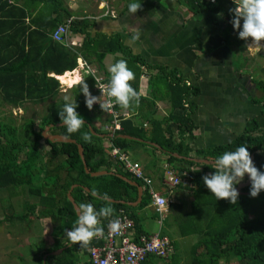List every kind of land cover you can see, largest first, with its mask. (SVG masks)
<instances>
[{"label":"trees","instance_id":"trees-1","mask_svg":"<svg viewBox=\"0 0 264 264\" xmlns=\"http://www.w3.org/2000/svg\"><path fill=\"white\" fill-rule=\"evenodd\" d=\"M10 1L17 3L20 0H0L2 10L20 11L23 19L20 17L19 20L23 24L22 21L27 17L25 9L10 6ZM29 1L32 10L38 9L41 3L56 4V0ZM188 4L193 12L203 11L207 8H223L226 4L234 8L231 3L221 1L216 5H210L197 0H189ZM54 12L57 15L54 19L47 21V27H40L34 31L29 25L23 26L18 35V39L25 45H31L36 40L40 43L41 49L37 55L33 57L31 56L32 52L29 51L30 54L25 61V63L30 62L32 65L36 64V69L32 67L31 73L26 74L23 70L14 67L16 65L15 60L11 62L7 60L5 64L4 62L0 63V104L2 106L19 107L26 103L40 104L55 98L61 90V84L57 79L49 78L47 76L48 71L63 76L66 72H72L77 67L78 52H74L52 39L54 30L63 24L59 19L61 12L58 9ZM0 17L3 15L0 14ZM93 24L94 22L90 20L72 21L70 24L73 31L86 34L88 39L86 45H94L88 50L104 49L105 53H115V50L122 47L117 38L110 41L104 37H99L98 40L90 39L87 32ZM0 37H2L1 34ZM16 39L14 37L13 41ZM9 41L12 40L9 39ZM97 59L100 63L99 67H101L103 55L98 56ZM137 60L138 58L133 57L130 59L131 65L128 66L133 69V72L135 70L133 65L135 66ZM37 72H40V75ZM159 73L169 79L166 90L168 91L171 110L167 118V126L164 127L161 122L149 119L151 131L144 128H136V131L138 138L155 142L167 151L169 153L168 163L178 167V173L182 177H185L184 174L186 173L187 178L184 179H187L192 185L190 188L192 201L189 211L185 212V207L182 204L169 206L170 217L177 224L179 236L182 238L198 237L197 242L190 247L188 264H231L232 262L236 264H264V211L262 213L255 203L253 204L255 206H252L253 197L249 191L251 185L242 189V194L238 196L235 204L223 198L216 200V197L210 193L202 180L204 175L214 172L212 168L214 166L179 160L173 156L177 153L190 157L194 152L190 145L196 139L194 135L196 124L193 116L196 113L197 104L190 102V100L199 96L201 89L188 85L175 72L166 73L163 69H159ZM20 77L22 78L21 82L18 80ZM86 81H91L94 86L96 85L94 78L90 75ZM158 81H161L160 78ZM157 82L150 84L154 90V96L156 88L162 84H157ZM79 87L80 85H77L72 88L74 94L72 102L76 101V111L82 116L85 124L77 132L67 133L64 126H57L62 124L58 112L62 109L64 100L53 104L50 111L41 118L39 124L34 120H27L23 126H16L13 119L7 123L6 119L0 118V192L9 191L10 202L13 198L23 195H27L30 199L23 200L21 215H16L13 205H9V209L4 210L5 217L0 220V223L21 224L32 215L50 220L53 226L52 233L55 238V245L36 255L38 264H44L43 257L46 254H49L47 264H79L80 259L77 253L81 248L89 249L101 244L95 236L87 245L80 247L79 243L72 244L65 234L67 229L74 226L77 218L73 204L68 199V194L75 185L76 187L71 194L77 205L92 203L94 208L99 210L107 203L102 199L104 193H108L110 199L115 201L111 202L110 205L114 209V213L109 217L101 216L98 218V226L103 228V236L106 235L109 221L116 219L122 210L134 220L138 234L144 233L143 221L138 216L137 210H141L149 204L147 192H145V196L138 207L134 208L128 205V203L137 201L138 188L117 175H123L141 186L143 183L129 174L124 169L123 164L112 156L114 148L121 149L123 152L131 149L133 143L122 137L129 134V131L125 127L123 129V126L122 130L115 132L111 130L102 132L96 129L93 126L94 118L107 117L110 126L112 125V118L100 106L91 110L88 109L83 93L79 92ZM258 87L264 89V84H260ZM135 90L138 93V85H136ZM155 99L152 101L148 98H141L140 102L151 103L154 107ZM255 102L260 103L259 100H255ZM117 110L120 111L118 106ZM148 118L150 117L148 116ZM171 124L178 126L177 137L179 142L171 131ZM51 125L54 126L50 131L52 135L65 136L75 140L76 144L46 140L43 137V131ZM121 125L132 127V122H124V118H122ZM91 127L97 134L94 135L91 132ZM85 132L89 134L90 140L83 138ZM106 140L110 142L108 149L104 147ZM241 143L247 145L255 166L260 171H264V111L249 121L245 130L236 139L227 144L199 150L196 158L214 160L225 151L235 150ZM79 144L84 148L85 161L91 173L107 171L114 173V175L93 177L91 174H87L79 154ZM246 182L247 176L245 175L244 180L236 187ZM85 188L90 189V192H86ZM94 189L98 193L97 197L92 196ZM121 202H125V204ZM261 207L264 208V206ZM9 210L10 212H8ZM69 245L71 246L66 248ZM173 245L176 252L169 260L171 264H180L181 256L178 244L173 241ZM63 248L66 249L62 254L50 255ZM166 261L168 260L151 257L144 264H158V262L166 264ZM22 264L27 263L22 262Z\"/></svg>","mask_w":264,"mask_h":264},{"label":"crops","instance_id":"crops-1","mask_svg":"<svg viewBox=\"0 0 264 264\" xmlns=\"http://www.w3.org/2000/svg\"><path fill=\"white\" fill-rule=\"evenodd\" d=\"M131 2L141 4V7L134 14L130 13L128 9V5ZM188 2L189 0H127L126 2L124 0H112L110 2L111 7L116 16L102 17L101 15L103 12L99 9L98 4L90 0H56V4L51 2L46 4L41 3L39 8L34 10H32L33 8L29 0H20L17 3H15V1H10V6H14L18 9H25L27 17L22 21L23 24L19 20L20 17L23 19L20 11L11 9L2 10V5L0 4V14L3 15V17H0V34L2 36L0 37V63L4 62L5 64L7 60L10 62L15 60L16 65L14 67L23 70L26 74L31 73L32 67L35 69L37 68L36 64L32 65L30 62L25 63L26 57L30 54L29 51L32 52L31 56L35 57L37 52L41 49V45L36 42L37 40L31 45H25L18 39V35L22 31L23 26L29 25L34 31L38 30L40 27H47V21L55 18L57 13H55L54 10L57 9L61 12L59 18L61 23L63 22L64 24L70 20L73 22L90 20L94 22L87 32L90 39L98 40L99 37H104L106 40L110 41L113 38H117L122 45L120 49L114 51L115 53H105L104 49L88 50L94 47V45H86L88 40L86 34L73 31L70 27V45L66 47L79 54L77 67L74 70L77 68V70H79L80 62L84 61L94 68L98 75L106 78L108 81V68L111 64L119 59H124L127 61L128 65H131L130 59H132V57L138 58L135 66L133 65L135 69V78L129 81L134 89L136 85H138V103L133 100L128 107L117 104L120 108L118 112L120 113V117L123 116L124 122H132V127H130V125L124 126L120 124L121 130L123 126V129L125 127V129L129 131V134L122 136L123 139L133 143L131 149L127 150V152L124 151V153L128 155L132 162L139 163L145 177L152 181L150 186L140 180L143 183V186H140L144 189L142 199L145 196V192L151 197L149 198L147 196V199L150 200L148 205L141 210H137L138 216L142 221L143 217H147L146 220L156 222L160 227L157 233L169 238L172 244L174 240L170 235L166 234L162 228L166 220L170 218V207L161 222L160 215L153 205L151 191L164 196L169 206L173 204L176 206L182 204L185 207L184 211L187 212L190 210L192 201V195L190 193L192 185L187 179H184L187 178L186 173L184 174L185 177H182L178 173V167L176 168L168 163L169 153L167 151L155 142L138 138L136 131V128H144L151 131L152 127L149 119L161 122L164 127L167 126V118L171 110L168 91L166 90L169 79L165 75H161L159 69H163L166 73L175 72L176 75L181 77L188 85L201 89V94L190 100V102L197 104V110L193 116L196 124V129L194 131L196 139L190 145L194 152L190 157L175 153L173 156L179 160L199 163L195 160L204 159L200 157L196 158L197 151L227 144L236 139L245 130L247 123L250 121L240 117L237 107L244 109L247 104H261L263 101L256 97L252 98L248 92L251 91L257 95L264 90L262 87H258V85L264 84V55H259V58H254L257 55L254 53L260 51L255 49V46H248L252 38H248V40L245 41L238 37V31L233 28L231 23L233 13L230 12V9L232 8L226 4L223 8H207L203 11L193 12ZM221 2L230 4V2ZM58 4L61 7L60 9L58 8ZM231 5L235 7L234 4L231 3ZM137 32H139V38L137 40H132V36ZM14 37L17 38L15 41H13ZM9 39L12 41H9ZM84 42L85 45H83ZM261 44H264L263 40ZM262 49L261 52L264 51V48ZM100 54L103 55L101 67H99L100 63L97 59L98 56H102ZM235 65H240L238 71ZM128 67L131 68L130 66ZM71 73L72 72L69 71L66 72L62 76L66 79L65 83H61L58 80L60 76L53 71H48L47 76L57 79L61 84V90L55 98L44 103H26L19 107L9 105L2 106L0 104V114L15 115L19 113V115H24L37 112L41 109H45V112L48 113L51 106L64 100L65 96H68L69 99L73 101L74 94L72 88L79 85L83 80L88 84L90 92L100 97V102L103 103V97L98 93L96 85L94 86L91 81H86L89 75H85L80 71L79 78L74 80L69 78ZM37 74L40 75V72H37ZM75 76L78 77V74L76 73ZM68 78L69 80L67 81ZM159 78L161 81H158ZM18 80L21 82L22 78L20 77ZM151 82H157V84L162 83L156 88L155 96L154 90L150 86ZM222 82L230 86L229 89L225 90V93L233 94L234 92L233 98L237 99L236 103H211L214 102V99H221L219 95L215 93V91L219 90V86H214L212 92H210L206 84H221ZM210 93L212 97H209ZM141 98H148L152 101L156 98L155 106L153 107L151 103H141ZM233 98L232 101H234ZM255 100H259L260 103L255 102ZM98 106L100 105L97 102L93 105V108ZM148 116L150 118H148ZM171 125V131L174 133L177 142H179L177 137L178 126L175 124ZM93 126L102 132L105 130L108 131L111 128L109 121H107V117L94 118ZM91 128L93 129V127ZM50 131L49 134H51ZM224 133L229 135L230 139L226 143L216 144L215 142L218 137L222 136ZM206 141L214 143H205ZM104 147L106 149L110 147V142L108 140L104 143ZM170 171H173V174L182 180L179 185L170 187L166 184ZM109 174L114 175V173ZM131 175L133 176V174ZM141 201H139L138 191L137 201L128 203V205L136 208ZM111 202L115 201L112 200ZM121 203L125 204V202ZM14 207L15 206H13V208ZM14 210L16 215L22 214V208L19 209V212L15 208ZM124 215L130 218L123 210L120 211L117 218ZM35 217L37 216L32 215L27 217L20 226L25 225L29 229L31 219ZM36 219L39 220V223L50 226V237L53 242L49 248H52L55 245V238L52 233L53 226L50 220L40 217ZM130 219L134 223L130 231L132 239L137 240L143 235L151 236L157 234L146 231L145 229L143 230V234H138L134 220L132 218ZM107 231L105 234H107ZM32 236L39 238L40 235L37 232H33ZM99 236H102V238H99ZM104 236L100 234L96 239L102 243ZM39 241L40 240L35 241V244L42 243ZM28 246H31V244H28ZM33 247L34 246H32V249ZM44 248L45 246L37 252L35 251L32 256L30 255L31 257L29 256L31 250L21 254L22 256L18 255L14 262L16 264H22V262L38 264L36 255L41 254ZM66 248L60 249L61 251H56L58 253L55 256L62 254ZM89 249L81 248L78 251L77 255L80 259L79 264H90ZM4 252L5 251H0V261L3 260L0 264H5L8 261L10 262L9 258L11 252ZM50 255H52V253ZM48 256L49 254H46L43 257L44 264H47ZM158 264L162 263L158 262ZM166 264H171V262L166 261Z\"/></svg>","mask_w":264,"mask_h":264},{"label":"clouds","instance_id":"clouds-1","mask_svg":"<svg viewBox=\"0 0 264 264\" xmlns=\"http://www.w3.org/2000/svg\"><path fill=\"white\" fill-rule=\"evenodd\" d=\"M235 3V2H234ZM141 7V4L131 2L128 5L129 12L134 14ZM233 13L231 23L233 28L238 31V37L247 41L251 39L248 46H255L258 51L264 48L261 41L264 40V0H239L235 7L230 9ZM139 38V32L132 36V40ZM109 80L106 87L109 99L103 103L100 97L93 95L88 84L83 80L79 83V92L85 97V104L88 109H92L95 103H99L103 111L112 107L113 102L123 107H128L135 100L138 103V94L129 81L135 78V74L124 59H119L108 68ZM102 94L105 91V85L98 87ZM114 98V101L113 99ZM65 103L58 112L63 126L67 133L77 132L85 123L80 114L76 111L77 103L72 102L68 96L64 97ZM85 140H90L87 132L83 134ZM213 163L214 172L202 177L204 185L212 195L218 199H227L235 204L238 200V185L247 174L251 186L250 195L256 197L261 191H264V171H260L254 164L248 147L245 143L238 145L235 150L225 151L218 155ZM98 193L92 190V196L97 197ZM158 198V197H157ZM102 199L107 203L99 210L94 208L92 203H80L77 206V218L74 226L65 231L67 238L74 243H79L80 247L87 245L95 236L103 233V228L98 226V218L109 217L114 213L110 206L111 200L108 193H104ZM108 229L110 233H118L121 229L119 218L109 221Z\"/></svg>","mask_w":264,"mask_h":264},{"label":"built area","instance_id":"built-area-1","mask_svg":"<svg viewBox=\"0 0 264 264\" xmlns=\"http://www.w3.org/2000/svg\"><path fill=\"white\" fill-rule=\"evenodd\" d=\"M87 1V0H86ZM89 1V0H88ZM98 4L99 9L103 12L102 17H115L116 14L111 7V0H90ZM198 2L216 3L217 0H197ZM233 3H238V0H229ZM72 20L65 24L60 25L52 34V39L65 46H69V34L70 24ZM78 69V68H77ZM74 70L72 73H77L80 76V71L85 75L93 76L96 82V87L99 94L103 97V102L107 101L106 87L108 81L106 78L98 75L97 71L92 68L86 62H80L79 70ZM101 84L105 85L104 94L98 88ZM114 101V98H112ZM108 114L112 118L113 125L116 126L114 130H120L119 117L120 113L117 110V104L113 102L112 107L107 110ZM114 158L123 164L124 169L129 173L133 174L139 180L144 181L147 185L151 186L152 181L147 179L144 175L142 167L139 163L132 162L128 155L125 154L121 149L114 148L112 150ZM169 178L166 184L170 187H174L181 183V180L177 178L173 171L169 172ZM153 198V205L155 210L160 215V221L162 222L165 214L168 212V201L162 195L151 191ZM158 197V198H157ZM121 221V229L118 233H110L109 229L107 234L103 237V241L106 243L103 246L95 247L90 251L92 264H142L149 257H156L159 259H168L175 253V248L169 238L162 236L157 233L151 236L143 235L139 239L134 240L130 236L134 223L133 221L124 216L119 217ZM102 238V236H99Z\"/></svg>","mask_w":264,"mask_h":264},{"label":"rangeland","instance_id":"rangeland-1","mask_svg":"<svg viewBox=\"0 0 264 264\" xmlns=\"http://www.w3.org/2000/svg\"><path fill=\"white\" fill-rule=\"evenodd\" d=\"M124 1L126 2L127 0H124ZM255 49L257 48L255 47ZM262 50H260V52L254 53V54H257L254 58H257V57L259 58V55H264V51L261 52ZM235 66H237V71H238L240 69V65H235ZM69 78L73 79L72 76H69ZM69 78L67 79V81L69 80ZM216 85L219 86V90L215 91V93L218 94L221 99H214V102H211L212 104L221 103V102H226L227 104H231V103L237 102V99L233 98L234 92L233 94L225 93V90L230 88V86L227 83L222 82L221 84H210V83L206 84L210 92H212L213 87ZM261 93L255 95L254 92H251V91L248 92V94L252 98L256 97L260 99L261 101H263L261 104H258V105L247 104L244 109L236 106L238 108V113L241 118H245L251 121L253 118L260 115L264 111V90H262ZM209 97H212L211 93L209 94ZM232 98L234 99V101H232ZM45 111H46L45 109H41V110H38L37 112L24 114V115H19V113H16L15 115L3 113V114H0V118L6 119L7 123L11 122V119H13L15 121L14 125L16 126H23L27 120H34L36 121V123L39 124L41 123L40 121L41 118L47 114ZM115 131L117 130H114L112 132H115ZM229 139H230V136L224 133L222 136L218 137L215 143L216 144L226 143ZM205 143H214V142L206 141ZM9 194H10L9 191L0 192V219L1 220L4 219L5 217L4 210H6V208L9 209V205L15 206L14 208L17 209L19 212V209L23 207L22 206L23 200L26 198L29 199L27 195H25L26 197L23 195L17 198H13L10 202ZM251 203H252V206H255L253 205L255 203L257 208L263 213L264 208L263 207L260 208V206H264V191L260 192L258 196L253 197L251 200ZM8 212H10V210ZM36 218L37 217H35L34 219H31L29 229L25 225L20 226V223H10V222L0 223V251H5V252L10 251L11 252V255L9 258L10 262L8 261L5 263L4 261L5 264H16L14 262L15 258L18 255L24 254L29 250H31L29 256L30 255L32 256L35 251L37 252L38 250L42 249L44 246L45 248L42 250V252L51 246L53 241L51 240V237H50V233H51L50 226L44 223H39V220ZM146 218L147 217H143V222H142L144 229L146 231L157 233L160 229L159 225L156 222H151V220H146ZM23 223H21V225ZM162 228H163V231L166 232L168 235H170L172 239L176 241V243L178 244L179 253L181 256L180 264H188L190 261V254H189L190 247L197 242L198 237L197 236H192V237H187V238L180 237L178 234L177 224L172 217L167 219V221L164 223ZM33 232H37L40 235L39 238H35L34 236H32ZM15 236H16V240H15ZM37 240H40L39 242H42L43 244L42 243L35 244V241ZM28 244H31V246H28ZM32 246H34L33 249H32ZM0 262H3V260H1ZM167 262H170V260H168ZM26 263L30 264L29 262H26ZM231 264H236V263L232 262Z\"/></svg>","mask_w":264,"mask_h":264},{"label":"water","instance_id":"water-1","mask_svg":"<svg viewBox=\"0 0 264 264\" xmlns=\"http://www.w3.org/2000/svg\"><path fill=\"white\" fill-rule=\"evenodd\" d=\"M57 126H58V127H61V126H63V124H59V125H57ZM53 127H54V126L51 125V126L47 127V128L43 131V137H44L46 140H49V141H51V142H61V143L76 144V141H75V140H73V139H69V138H67V137H65V136H62V135H51V134H49V131H50ZM90 130H91V132L95 135L94 130H93L92 128H91ZM78 150H79V154H80V156H81V158H82V160H83L84 168H85V171H86L87 174H91L93 177H98V176H103V175H107V174H109V173L106 172V171L96 172V173H91L90 170L88 169L87 164H86V161H85V157H84V148H83V146L79 144V145H78ZM195 161H196V162H199V163H202V164H206V165H211V164L213 163V162L210 161V160H195ZM246 176H247V182H246L245 184H241V185H239V186L237 187V190H238L239 195L242 194L241 190H242L243 188H245V187L251 185L250 179H249V177H248L247 174H246ZM119 177H120L122 180H124V181L130 183L131 185L136 186V187L138 188V191H139V201H141V200H142V196H143V191H144L143 187H141L138 183L133 182V181L129 180L128 178L124 177V176H119ZM75 187H76V185L73 186V187L71 188V190H70V192H69V194H68V199H69V201L73 204V207H74V209H75V211H76L78 205H77V203L75 202V200H74V198H73V196H72V194H71V193H72V190H73ZM85 190H86V192H88V193L90 192V189H88V188H85ZM111 201H112V200H111ZM76 213H77V211H76ZM60 251H61V250H60ZM57 253H58V252H54V253H52V255H56Z\"/></svg>","mask_w":264,"mask_h":264},{"label":"bare ground","instance_id":"bare-ground-1","mask_svg":"<svg viewBox=\"0 0 264 264\" xmlns=\"http://www.w3.org/2000/svg\"><path fill=\"white\" fill-rule=\"evenodd\" d=\"M111 1H112V0H111ZM111 1H110V2H111ZM219 1H226V2H230V3H232V4L235 5V3H233L232 1H229V0H217L216 3H206V2H201V3L210 4V5H216ZM109 17H111V16H109ZM75 75H76V73H71V74H70V76H72L74 80H76L77 78H79V76L76 77ZM58 80H59L61 83H65V80H66V79H65L64 77L60 76V77L58 78ZM71 84H72V83H71ZM96 88H97V87H96ZM97 91H98V90H97ZM98 93H99V92H98ZM107 113H108V112H107ZM110 117H111V116H110ZM122 118H123V116H122V117H119V122H120V124H121V119H122ZM120 124H119V126L121 127ZM110 127H111V128H110L111 130H112V129H116V126L113 125V123H112V125H111ZM110 129H109V130H110ZM120 130H121V129H120ZM112 131H113V130H112ZM181 181H182V180H181ZM243 184H245V183H243ZM241 191H242V190H241ZM240 195H241V194H240ZM105 243H106V242L103 241L100 245H98V246H94V247H92V248L89 250L90 264H92V262H91L90 251H91L93 248H95V247L103 246ZM172 245H173V244H172ZM173 248H175V247H173ZM171 257H172V256H171ZM171 257H170V258H171ZM149 258H151V257H149ZM149 258H148V259H149ZM155 258H156V257H155ZM170 258H168V259H160V260H169ZM148 259H147V260H148ZM158 259H159V258H158ZM147 260H145V261H147ZM145 261H144V262H145ZM144 262H143V263H144ZM143 263H142V264H143Z\"/></svg>","mask_w":264,"mask_h":264}]
</instances>
